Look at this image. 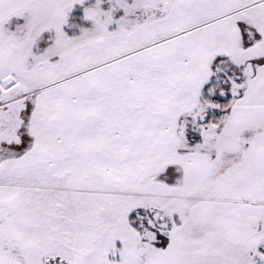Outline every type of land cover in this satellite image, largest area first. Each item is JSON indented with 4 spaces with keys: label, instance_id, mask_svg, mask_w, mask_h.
<instances>
[{
    "label": "snow or ice",
    "instance_id": "obj_1",
    "mask_svg": "<svg viewBox=\"0 0 264 264\" xmlns=\"http://www.w3.org/2000/svg\"><path fill=\"white\" fill-rule=\"evenodd\" d=\"M0 264H264V0H0Z\"/></svg>",
    "mask_w": 264,
    "mask_h": 264
}]
</instances>
